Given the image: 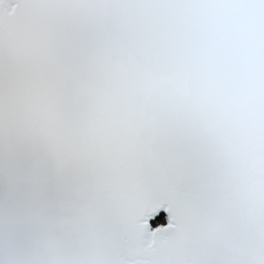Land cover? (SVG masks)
<instances>
[{
	"label": "snow or ice",
	"instance_id": "obj_1",
	"mask_svg": "<svg viewBox=\"0 0 264 264\" xmlns=\"http://www.w3.org/2000/svg\"><path fill=\"white\" fill-rule=\"evenodd\" d=\"M0 264H264V0H0Z\"/></svg>",
	"mask_w": 264,
	"mask_h": 264
}]
</instances>
